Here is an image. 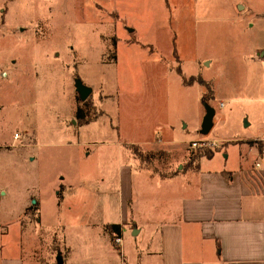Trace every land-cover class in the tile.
I'll return each mask as SVG.
<instances>
[{
    "label": "rangeland",
    "instance_id": "obj_1",
    "mask_svg": "<svg viewBox=\"0 0 264 264\" xmlns=\"http://www.w3.org/2000/svg\"><path fill=\"white\" fill-rule=\"evenodd\" d=\"M168 1L0 0V188L6 193L0 197L4 205L29 196L30 204L39 201L46 250L52 237L54 253H65V243L85 254L109 244L106 227L119 218L120 173L129 160L150 172H183L196 167L194 156L212 149L214 161L207 155L199 160L202 167L216 166L224 153H238V140L264 135V30L255 26L247 35L249 46L261 50L205 53L197 45L196 52L191 49L187 30L181 52L185 77L199 80L189 78L199 71L205 83L185 88L176 72L158 79L148 70L157 61L175 65L165 58L174 45L168 41L176 33L175 20L195 15L188 0L170 6ZM248 2L264 8V0ZM233 36L226 30L222 44H232ZM205 55L211 67L199 69ZM77 78L94 89L84 101L75 93ZM207 106L215 115L203 135ZM81 107L99 119L76 124ZM136 117L148 130L168 117L179 144L127 148L122 143L131 142ZM207 138L219 146L193 145ZM144 155L149 160L139 158ZM144 186L153 190L151 183Z\"/></svg>",
    "mask_w": 264,
    "mask_h": 264
},
{
    "label": "crops",
    "instance_id": "obj_2",
    "mask_svg": "<svg viewBox=\"0 0 264 264\" xmlns=\"http://www.w3.org/2000/svg\"><path fill=\"white\" fill-rule=\"evenodd\" d=\"M170 1L184 5V0H169V6ZM188 1L194 6L195 15L188 19L182 17L183 21L175 20L177 30L168 41L170 45L173 40L174 45L168 47L165 58L175 60V65L155 62L148 70L156 78L166 79L176 72L185 88L205 83L199 71L189 76L199 80H190V84L183 81L187 75L183 71L181 52L188 40L187 33L184 34L187 30L194 52L197 47L204 53L222 48L261 50L256 44L249 46L247 35L255 26L264 30V8L259 9L248 0ZM196 28L198 39H195ZM229 29L234 34L232 44H222L221 36ZM260 56H264V49ZM212 62L205 55L198 61L199 69L210 68ZM210 81L214 85L217 80ZM209 90L211 95L216 92ZM75 93L79 96L77 89ZM131 93L139 95L140 92ZM155 115L159 117L158 112ZM140 119L133 120L131 142L122 143L127 148L132 144L142 148L177 145V127L168 117L156 121L157 125L150 131ZM75 123L79 125L78 120ZM238 141L240 148L233 158L224 153L223 162L208 167H202L199 160L194 169L178 171L171 177L162 178L156 172L133 168L130 160L123 164L118 188L119 218L107 223L122 225L119 250L110 241L107 227L109 244L98 253L75 252L66 243L65 253L60 248L54 253V237L46 250L42 235L44 220L39 218L41 212L37 208L41 207L39 201L30 204L27 198L31 201L34 197L29 196L18 203L4 205L5 199L0 197V264H57L58 253L63 257V264H264V135ZM207 157L210 162L214 161L215 152ZM147 183L152 184V191L145 189ZM24 191L28 196L27 189Z\"/></svg>",
    "mask_w": 264,
    "mask_h": 264
},
{
    "label": "trees",
    "instance_id": "obj_3",
    "mask_svg": "<svg viewBox=\"0 0 264 264\" xmlns=\"http://www.w3.org/2000/svg\"><path fill=\"white\" fill-rule=\"evenodd\" d=\"M183 81H185L187 84H190L191 81H189L186 77H183ZM86 104H91V102L89 100L86 101ZM92 105V104H91ZM77 115H78V121H79V124H84V123H88V122H91L92 120H96L98 117V115H95L94 117H91V116H88L85 114V109L84 108H80L77 112ZM131 147H140L139 145L137 144H132ZM214 152V150L212 149H208L205 151V153H199L198 155L194 156L195 157V162L198 164V160L200 158V156L202 155H211L212 153ZM149 156H145L144 155V158L139 156V158L142 160V161H147L149 160L148 158ZM152 157V156H151ZM196 164V165H197ZM156 173L160 174V176L163 178V177H171L175 174H177L178 172L177 171H173V172H169V173H159L158 171H156ZM107 229L109 230L110 232V236H111V241H112V244L114 246V248L116 250H119L120 249V246L117 242V239L118 237H122L121 236V232H122V225L121 224H109L107 225Z\"/></svg>",
    "mask_w": 264,
    "mask_h": 264
},
{
    "label": "water",
    "instance_id": "obj_4",
    "mask_svg": "<svg viewBox=\"0 0 264 264\" xmlns=\"http://www.w3.org/2000/svg\"><path fill=\"white\" fill-rule=\"evenodd\" d=\"M77 91L79 93L80 99H82L83 101L86 99V97L89 96L90 92L92 91V88L83 84L81 79L77 78ZM206 115L203 118L202 121V130L201 133L203 135H207L211 129H212V122H213V118L215 115V111L213 110V108H211L210 106H207L206 108ZM57 264H63V257L59 256L58 257V261Z\"/></svg>",
    "mask_w": 264,
    "mask_h": 264
},
{
    "label": "built area",
    "instance_id": "obj_5",
    "mask_svg": "<svg viewBox=\"0 0 264 264\" xmlns=\"http://www.w3.org/2000/svg\"><path fill=\"white\" fill-rule=\"evenodd\" d=\"M16 137H19V134H16ZM193 145L202 149H208V148H215L218 147V141L213 140V139H199V140H194ZM121 240V237H118L117 242L119 244Z\"/></svg>",
    "mask_w": 264,
    "mask_h": 264
}]
</instances>
